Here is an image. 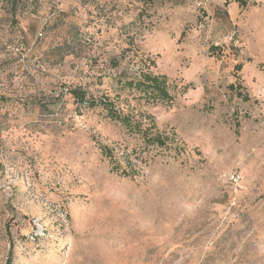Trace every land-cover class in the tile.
Wrapping results in <instances>:
<instances>
[{"label":"rangeland","instance_id":"1","mask_svg":"<svg viewBox=\"0 0 264 264\" xmlns=\"http://www.w3.org/2000/svg\"><path fill=\"white\" fill-rule=\"evenodd\" d=\"M246 1L0 0V264H264V0ZM142 73L171 100L125 87Z\"/></svg>","mask_w":264,"mask_h":264},{"label":"trees","instance_id":"2","mask_svg":"<svg viewBox=\"0 0 264 264\" xmlns=\"http://www.w3.org/2000/svg\"><path fill=\"white\" fill-rule=\"evenodd\" d=\"M9 2L14 6L16 0H9ZM241 6H246V0H237ZM118 63L115 64L117 66ZM238 70H241V66L237 67ZM125 87L130 89H136L137 91L144 94V96L151 97L153 99L170 101L171 96L169 94L166 78L160 76H154L151 74L142 73L141 78L134 81L125 82ZM233 88V87H232ZM71 94L75 98L78 104L83 105L87 104L89 108L101 107L105 112L106 116L113 121H118L122 123L127 128L135 130L141 134L145 142L152 146L164 147L166 144L165 139L158 133H152L150 128H143L142 123L135 121L129 114L124 113L122 110L118 109L115 104L110 99L103 100H92L87 101V92L83 89H75L71 91ZM247 98V97H246ZM105 154H108L110 150L107 146L102 145L100 147ZM128 176V175H126ZM12 262V250L9 252L7 259V264Z\"/></svg>","mask_w":264,"mask_h":264},{"label":"built area","instance_id":"3","mask_svg":"<svg viewBox=\"0 0 264 264\" xmlns=\"http://www.w3.org/2000/svg\"><path fill=\"white\" fill-rule=\"evenodd\" d=\"M238 179H239V176L237 174H233L231 176V180H233V181H238Z\"/></svg>","mask_w":264,"mask_h":264}]
</instances>
